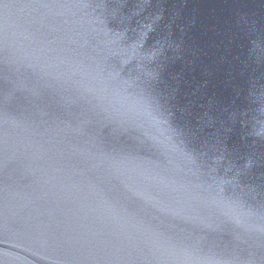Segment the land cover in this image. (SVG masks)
Wrapping results in <instances>:
<instances>
[{
    "label": "water",
    "instance_id": "water-1",
    "mask_svg": "<svg viewBox=\"0 0 264 264\" xmlns=\"http://www.w3.org/2000/svg\"><path fill=\"white\" fill-rule=\"evenodd\" d=\"M0 264H264V0H0Z\"/></svg>",
    "mask_w": 264,
    "mask_h": 264
}]
</instances>
